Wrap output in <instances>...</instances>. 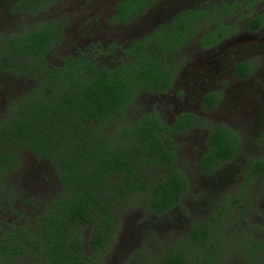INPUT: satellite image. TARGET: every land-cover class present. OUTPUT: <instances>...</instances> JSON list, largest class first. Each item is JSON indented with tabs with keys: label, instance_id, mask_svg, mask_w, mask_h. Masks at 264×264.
<instances>
[{
	"label": "trees",
	"instance_id": "1",
	"mask_svg": "<svg viewBox=\"0 0 264 264\" xmlns=\"http://www.w3.org/2000/svg\"><path fill=\"white\" fill-rule=\"evenodd\" d=\"M52 1L28 0L27 9L37 11ZM156 1L124 0L115 17L126 24ZM215 9L217 18L229 11L225 3ZM214 13L186 10L122 47L94 48L93 54L69 55L57 65L46 60L61 36L54 21L8 40L5 52L30 63L18 65L5 56L4 68L33 77L35 84L0 117V209L13 207L12 198L3 194L8 192L4 177L20 170L23 152L49 162L60 189L45 200L32 225L0 229V264H104L121 207L132 206L138 198L148 212L163 215L180 202L189 184L177 163L172 136L185 135L196 117L180 113L167 124L156 110H142L139 97L152 100L172 90L184 40L200 16ZM263 22L258 15L246 26L253 33ZM224 36V29L215 27L201 36L199 46L212 48ZM236 74L248 77V65H238ZM218 101L217 93H207L201 106L209 110ZM238 142L239 135L229 127L215 125L200 170L211 174L229 161ZM227 220L221 211L209 222H197L184 244L144 264H214L222 254L224 236L218 233ZM235 238L226 239L224 247ZM244 241L254 242L249 237ZM259 248L246 246L243 255L256 261Z\"/></svg>",
	"mask_w": 264,
	"mask_h": 264
},
{
	"label": "rangeland",
	"instance_id": "2",
	"mask_svg": "<svg viewBox=\"0 0 264 264\" xmlns=\"http://www.w3.org/2000/svg\"><path fill=\"white\" fill-rule=\"evenodd\" d=\"M119 1L57 0L38 13L20 14L12 9L18 4L17 0H0V36L19 38L37 24L53 20L60 26V42L46 55V60L49 65H57L63 55L73 53L84 44L82 40L86 33L89 38L98 39L100 47L93 45L88 51L93 54L95 49L102 50L108 39L128 44L134 36L153 30L154 24L175 11L196 9L204 2L212 5L207 9L215 13L210 18V15L205 19L200 16L184 40L182 62L178 65L169 97L170 102L175 98L180 103L176 110H189L197 119L186 135L172 136L176 143L177 163L188 180L189 189L180 202L163 215L148 212L145 201L138 198L132 206L121 207L110 248L103 258L104 264H144L184 244L189 230L197 222H209L217 211V201L241 187L247 159L264 154V26L253 33L245 27L251 17L264 14V4L250 6L249 0H157L131 22L120 26L112 19ZM217 2L225 3L229 9L219 18L215 9L220 5ZM83 17L86 21L80 24ZM218 26L225 31L221 43L216 47L201 48L198 42L201 35ZM5 47V43L0 46V117L11 101L28 93L35 84L33 77L4 68L2 60L5 56L18 65L30 63L26 58L10 56ZM243 63L250 69L248 77L236 74L238 65ZM32 64L36 65V62ZM176 90L179 94L174 96ZM205 93H220L218 106L209 112H201L198 106L200 96ZM139 101L143 110L151 100L139 97ZM165 111L162 115L158 111V114L167 120L174 111L171 105H167ZM215 125L237 130L240 143L233 160L213 174L203 176L198 169L199 157L204 152L201 149L207 147ZM21 158L20 170L4 177L8 192L3 194L12 198L13 207L0 209V229L32 225L45 200L60 189L49 162L26 152ZM250 189V198L257 199L263 207L246 204V214L237 212L227 220L225 230L218 233L224 236L222 254L214 264H264V249L256 253L255 261L250 255H243L244 248L239 243L241 234L248 231L264 239V193L259 192L262 188L257 181L248 191ZM234 235L236 239L224 247V241Z\"/></svg>",
	"mask_w": 264,
	"mask_h": 264
},
{
	"label": "flooded vegetation",
	"instance_id": "3",
	"mask_svg": "<svg viewBox=\"0 0 264 264\" xmlns=\"http://www.w3.org/2000/svg\"><path fill=\"white\" fill-rule=\"evenodd\" d=\"M57 0H53L50 4H48V5H42L37 11H30V10H28L27 9V7L29 6V2H28V0H17V2H18V4L17 5H14L13 7H12V9H14L17 13H20V14H34V13H38V12H40V11H42V10H45V9H47V8H49V7H51L53 4H54V2H56ZM124 0H121V1H119L118 2V4L115 6V8H114V10H113V13H112V19L114 20V22H116V24H118V25H120V26H122V25H125V23L123 24V23H120L119 21H118V19H116V17H115V15H116V9H117V6L119 5V4H121L122 2H123ZM16 2V3H17ZM15 3V4H16ZM217 4L219 5L220 4V2H217ZM248 4L250 5V6H252V5H263L264 4V0H262V1H258V2H255V3H252L251 2V0H249L248 1ZM211 7L212 5H209V3L208 2H204L203 4H202V6H198L196 9L198 10V9H206V8H208V7ZM188 9H190V8H185V9H182V10H180V11H175V12H173L169 17H167L165 20H161V22H157L156 24H154L152 27H151V29H153V28H155L158 24H161V23H164V22H168L171 18H173V17H175L176 15H178V14H180V13H182V12H185L186 10H188ZM193 9V8H192ZM146 11V10H145ZM260 16H262V17H264V14H262V13H260L259 14ZM139 16V15H138ZM138 16H136V17H138ZM135 17V18H136ZM254 17V16H253ZM252 18V17H251ZM250 18V19H251ZM134 18H131L127 23H129V22H131L132 20H133ZM249 19V20H250ZM248 20V21H249ZM49 21H53V20H49ZM86 21V17H83L82 19H80V24L81 23H84ZM248 21H246V23H245V27L247 28V22ZM44 22H46V21H44ZM42 23V22H41ZM126 23V24H127ZM38 25V24H37ZM57 25V27L58 28H60V26H58V24H56ZM264 26V22H263V25H262V27ZM36 26H34L33 28H35ZM262 27L260 28V29H262ZM259 29V30H260ZM28 30H30V29H28ZM248 30V29H247ZM258 30V31H259ZM148 30H146L145 32H147ZM145 32H143V33H145ZM23 33V32H22ZM143 33H141V34H139V35H137V36H134L131 40H133V39H135V38H137V37H139V36H141ZM0 34H1V31H0ZM107 35V34H106ZM203 35V34H202ZM201 35V36H202ZM83 38H84V40H82L83 42H84V44L83 45H81V47H78V48H75L74 49V52L73 53H71V54H65V55H63L61 58H63V57H66V56H69V55H73V56H76V55H80V54H82V55H84V54H87L88 53V51L91 49V46H96V47H100V45L98 44L99 42H98V39L96 40V39H92V38H89V36H88V33H86L84 36H83ZM104 38H105V36H104ZM10 39H12V38H9V39H7V38H2L1 36H0V46L3 44V43H5V44H7L8 43V40H10ZM108 39V38H107ZM7 40V41H6ZM131 40L130 41H128V43L129 42H131ZM58 42H60V39H59V41ZM199 42V41H198ZM220 43H221V41H220ZM219 43V44H220ZM91 44V45H90ZM218 44V45H219ZM111 45H113L114 47H115V49H117V48H119V47H122V46H124V45H126V44H123L122 45V43H117V41H114V40H110V39H108V41H107V43L106 44H103V49L102 50H104V49H106L108 46H111ZM218 45H216V46H218ZM216 46H214V47H216ZM110 58H111V56H109V57H107V60L109 61L110 60ZM61 61H59V63H60ZM58 63V64H59ZM178 90V89H177ZM177 90L176 91H174V96H176L177 95ZM170 91L168 92V93H166V94H164L163 96H161V97H158V98H153L151 101H149V105H148V107L147 108H145V110L146 111H152V110H156L157 112L158 111H160L161 112V115L164 113V112H167V111H165V107L168 105H171V107H172V109H173V114L172 115H168V117H169V119H167V120H165L163 117H162V121L163 122H165V123H167V124H171V122L173 121V118H174V116H176V115H178V114H180V113H191V114H193L192 112H190L189 110H183V109H178V110H176L177 109V107H179V105H180V103H178V101L177 100H175V98H172L173 100H172V102H170L169 101V97H171V95H170ZM205 94H207V93H205ZM205 94H203L202 96H200V98H199V101H198V106H199V108H200V111L201 112H209V111H211V110H213V109H215L217 106H218V104H219V101H220V93H218V97H219V101L215 104V106H214V108H212V109H209V110H205V109H203L202 108V106H201V99L203 98V96L205 95ZM145 111V112H146ZM160 115V114H159ZM160 115V116H161ZM194 115V114H193ZM197 119H195L194 121H196ZM195 123V122H194ZM194 125V124H193ZM192 127V126H191ZM231 130H233L235 133H237V134H239V132L237 131V130H235V129H233V128H231V127H229ZM191 129V128H190ZM190 129H189V131H190ZM188 131V132H189ZM187 132V133H188ZM186 133V134H187ZM185 134V135H186ZM176 136H181V135H176ZM208 142V141H207ZM239 143H240V137H239V142H238V145H239ZM207 148H208V143H207V147L205 148H202L201 150H203L204 152H203V154L201 155V157H199V161H200V159L202 158V156L207 152ZM238 149V148H237ZM236 152H237V150L235 151V153H233V156H232V158L229 160V161H227V162H225L224 164H226V163H228V162H230L231 160H233L234 159V157H235V154H236ZM261 155H263V156H256V157H253V158H248L247 159V161H246V168H245V170H244V172H243V179H242V181H241V187H237V188H235L233 191H232V193H230L228 196H226V195H224V197L221 199V201L220 202H218L217 201V211H216V213L215 214H220L221 213V211L222 212H224V214H226V216H227V218L229 219L230 217H232L233 215H237V212L239 213V212H242L243 214H246V211H247V206L248 207H251V206H253V205H258L259 207H263V204L262 203H260L257 199H255L254 197H252L251 196V198H250V193H251V191H252V189H250L249 191H248V188L250 187V185L252 186V187H254V183L257 181V183L258 184H260V187L262 188V190H260L259 192H262V193H264V154H261ZM256 163H260V164H262L263 165V167L262 168H255L254 167V164H256ZM224 164H221L220 166H218L211 174H213L219 167H221L222 165H224ZM255 168V169H254ZM198 169H199V171L202 173V175L203 176H208V175H211V174H205V173H203L201 170H200V168L198 167ZM246 204H247V206H246ZM245 208V209H244ZM246 237H249V238H251V239H253L254 240V242H252V243H250V242H247V241H244V239L246 238ZM236 239V238H235ZM239 243L241 244V245H243V248H246V246H249V248H251V250H254V248L256 247V246H259L260 248L256 251V252H254L255 254L256 253H258L260 250H263L264 248V239H260L259 237H258V235H254V234H252L250 231H248L245 235L244 234H241V236H240V238H239ZM258 243V244H257Z\"/></svg>",
	"mask_w": 264,
	"mask_h": 264
}]
</instances>
